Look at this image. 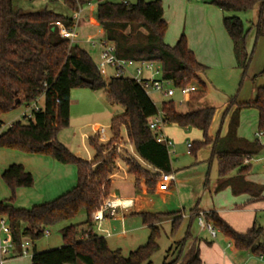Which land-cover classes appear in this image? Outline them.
Returning a JSON list of instances; mask_svg holds the SVG:
<instances>
[{
  "label": "trees",
  "instance_id": "16d2710c",
  "mask_svg": "<svg viewBox=\"0 0 264 264\" xmlns=\"http://www.w3.org/2000/svg\"><path fill=\"white\" fill-rule=\"evenodd\" d=\"M62 1L74 13L96 4V22L103 32L102 40L114 46L118 59L159 65L161 79L176 89L194 82L205 87L197 76L205 71V67L198 63L188 48L185 36L180 35L173 46L165 44L167 24L159 0H136L134 4L108 0ZM209 3L224 14V30L232 43L237 66L245 75L253 54L247 50L248 34L254 31L255 40L264 37V0H210ZM255 7L258 8L256 23H251L247 30H244L239 17L226 16L229 13H247ZM57 21L68 28L75 24L71 17L47 9L25 12L14 6V0H0V117L23 105L35 104L40 98L44 100L43 109H32L30 116L23 114V120L13 122L0 132V149L49 157L59 164L73 166L77 175L76 185L50 202L30 209L16 208L13 205L16 191L32 188L34 181L21 165L12 164L1 174L10 197L0 201V220L3 219L10 229L9 239L13 247L19 248L24 241H30L34 247L30 264H151L150 259L159 249L158 224L163 217H171V234H174L181 224L179 213L139 214L142 224L149 230V237L145 245L127 257L120 250H111L105 238L94 232L91 216L110 194L109 178L117 170V153L112 145L120 139L121 128L125 130L126 140L133 146L135 154L153 170L125 161L128 174L135 178V189L140 188L142 182L145 192L153 195L160 175L172 174L167 148L149 129V122L158 114V109L133 79H104L85 50L59 36L53 26ZM263 73L254 81L263 78ZM82 78L90 80L91 84L83 82ZM77 88L103 91L110 105H119L124 110L111 120L112 139L108 143H99L96 136L88 139V146L94 153L91 161L77 158L57 141L58 134L69 126L70 92ZM197 100L196 95L190 97V109L186 113L177 112L171 101L162 103L159 112L165 125L201 132L202 139L191 143L190 155L195 156L198 151L211 148L209 162L216 161L219 180L215 192L230 188L233 195L247 194L257 200L260 190L243 178L248 172L243 159L248 155H262L263 148L257 140L248 142L238 138L236 130L238 110L254 108L258 132H263L264 90L256 89V97L249 103L238 104L237 96L232 97L214 138L210 137L209 131L216 110L208 106L192 108L191 104ZM232 107L236 111L230 113ZM229 113L227 133L221 138L220 130ZM2 125L0 121V129ZM236 170L237 176L229 178V174ZM80 213L85 215V221L67 225L61 230L63 245L60 248L35 250V242L43 238L49 228L70 222ZM190 213L195 220L197 207ZM203 217L205 223L231 241L236 250L264 259V243H260L264 231L261 228L252 226L246 232L238 233L217 213L203 214ZM189 236L188 227L186 238ZM186 240L184 238L179 244ZM170 254L171 250H168ZM162 264H200L198 248L194 245L186 252L181 249L174 260L168 261L167 256Z\"/></svg>",
  "mask_w": 264,
  "mask_h": 264
},
{
  "label": "rangeland",
  "instance_id": "374dc122",
  "mask_svg": "<svg viewBox=\"0 0 264 264\" xmlns=\"http://www.w3.org/2000/svg\"><path fill=\"white\" fill-rule=\"evenodd\" d=\"M145 2H153L155 0H144ZM163 9V18L167 24L166 35H174L177 30H180V33H184L186 38L192 31L190 35L196 36L198 30H204L208 33L210 32L208 12L205 10H200L191 8L193 4L190 0H159ZM111 3H122L128 2L129 4H134L136 0H108ZM210 0H203L201 5H206L205 7L211 9L215 13H221L216 7L211 5ZM180 5L181 8H177ZM14 6L17 9H20L25 12H38L43 9L50 10L58 15L72 18L74 12L69 10L63 3L62 0H14ZM189 6V8H188ZM187 11V12H186ZM223 16V13H222ZM226 16H237L243 22L244 30H247L251 23H256L257 16L254 11L247 13H229ZM212 20V21H211ZM211 25L214 23V15L211 19ZM219 26L222 28V31L225 32L222 18H219ZM76 26V41L74 45L79 46L81 49L85 50L91 57L93 63L97 66L99 62L98 54L90 46V42L93 41L98 43L102 40L103 36L100 34L101 28L97 25L96 22V4H90L82 8V12L79 14L78 20L75 22ZM214 27V25H212ZM192 30V31H191ZM211 33V32H210ZM226 34V32H225ZM227 35V34H226ZM228 36V35H227ZM176 42V41H174ZM247 50L248 52L253 51L250 64L243 74V70L239 67L232 66L226 69H213L206 68L203 73H198V78L201 82L204 83L205 87L201 86L199 83L194 82L190 83L187 86H195L197 92L195 93L198 100L191 104L192 108L199 107V103H206L207 106H211L217 110L210 130V135L215 136L213 132L218 130L220 121L222 118L223 110L225 109L228 101L237 96V100L241 101H253L256 97V83L253 81V77L264 68V39L255 40L254 31L250 32L247 37ZM109 77H112L113 72L108 69ZM264 77V73H263ZM156 80H160V77L157 76ZM207 81V82H206ZM206 82V83H205ZM257 82V80H256ZM148 97L155 104L158 109V112L161 109V104L166 102H173L174 107L179 113H186L190 109L189 102L183 104H178L180 93L175 90V95L172 98H165L160 93L147 92ZM194 95V94H193ZM95 98L102 99L104 101L102 110L97 111H88L90 104ZM70 101L72 102L71 107V126L62 130L57 137V141L62 144L68 142L73 135V143L79 146L80 157H77L83 161H88V158L93 156V151L89 148L88 142L86 141V147L84 150L83 145H81L80 134L81 132L75 129L74 127L79 126L78 124H84V122L89 123V127L83 129V132L91 134V125L98 124L100 128H103L106 132V136L109 138L107 142H101V144L108 143L111 139L110 124L113 117L121 115L123 113V108L119 105H110L107 102V95L103 91L93 92L87 88H77L73 89L70 92ZM199 101V102H198ZM77 103H81L77 105ZM39 109H43L44 100L40 99L36 103ZM34 103L29 105H23L14 111L10 112L7 115H4L1 119L4 124L2 125L0 132L8 128L11 122H15L22 119V114L27 116L31 115L32 109L35 106ZM83 107V108H82ZM85 107L87 110H85ZM83 109V110H82ZM240 117V125L238 133L241 137L246 138L247 140L257 139L253 134L258 131V120L257 112L254 108H243L238 115ZM82 122V123H80ZM228 119H224L222 125V131L227 127ZM164 132L168 133L174 145L175 154H170V163L172 167L173 174L177 178V186L179 183V191L175 193L174 197L168 202H162L160 199L155 196H151L148 200L151 203L144 205L142 213H175L179 212L183 218H188L191 210L196 205L197 208L204 206L206 197L210 198L206 192L205 180L208 178L209 182H212L217 177V164L213 160L210 164L209 162V152L207 149H202L196 153V155L187 154L186 143H192L195 141H200L202 139V134L196 129H182L176 125H165ZM215 131V132H216ZM214 132V133H215ZM263 137H261L260 142L264 144V130ZM125 130L121 128L120 130V139H117L112 147H115L117 153L116 164L118 162L124 163L125 161L135 160L133 158L134 148L130 145L126 139ZM97 137V136H96ZM98 138V137H97ZM63 145V144H62ZM67 148V147H66ZM89 151V154L86 152ZM71 152V151H70ZM72 153V152H71ZM73 154V153H72ZM75 156V155H74ZM27 157L24 153H19L15 151H9L0 149V166L2 165H19L22 164L20 158ZM142 168V163L139 164ZM251 164V163H250ZM256 164L252 162V165ZM144 169V168H143ZM234 173H231L233 175ZM115 185L113 189L121 190V185L118 180H115ZM160 182L157 181L156 189ZM0 201L7 200L10 197L9 189L4 185L0 177ZM129 195V194H128ZM17 196V195H16ZM132 197H135L134 193H131ZM109 198V196L107 197ZM13 205L16 208L30 209L35 205L30 198L24 196L16 197ZM198 216V214H197ZM128 219H132L130 227H126V235L124 239L116 237V230L112 229L110 225H107V222H103L102 226L105 229H108L107 232L114 234L112 238H106L107 244L111 250H120L124 257L136 250L137 248L146 244L149 237V230L147 227L142 225L141 218L137 214H131L126 216ZM205 219V218H204ZM85 221V215L80 213L76 218L67 223L58 224L52 228L48 229V234L35 242V249L37 252L41 250H50L55 248H60L63 245L60 230L67 225H76L81 224ZM205 221V220H204ZM135 222V224H134ZM133 223V224H132ZM115 226L114 223H110ZM119 225V224H117ZM94 232L98 234L96 226L94 225ZM137 227L136 229H134ZM189 227V233L196 237L198 236L201 246L199 247L201 258L203 259H214L216 256V247L219 250H225L227 242L224 240V237L217 232L215 239H212L206 230H200L199 225L197 224V218L191 222L184 220L181 222L179 228L174 234H171V225L163 224L159 228V239L157 241L158 251L150 259L151 264H162L163 259L168 256V259L174 260L177 257V253H171L168 255V250L171 247H175L174 244L182 241L186 235V228ZM133 228V229H132ZM122 230V228H121ZM217 231V230H216ZM99 236H101L99 234ZM2 241L6 243L8 237L2 235ZM260 243H264V238L261 237ZM26 247L29 250V257L20 258L17 264H28L30 261V256L33 252V246L30 241H25ZM179 246V245H178ZM178 248V247H177ZM177 248L175 251H177ZM180 249V247H179ZM174 251V252H175ZM218 252V251H217ZM179 253V252H178ZM228 255V253L226 252ZM258 258V257H257ZM236 258L235 261H237ZM251 260V261H250ZM249 260V263L246 264H258L253 258ZM10 261V260H9Z\"/></svg>",
  "mask_w": 264,
  "mask_h": 264
},
{
  "label": "crops",
  "instance_id": "0c3cea01",
  "mask_svg": "<svg viewBox=\"0 0 264 264\" xmlns=\"http://www.w3.org/2000/svg\"><path fill=\"white\" fill-rule=\"evenodd\" d=\"M190 1L193 3L191 5V8H194V9L200 8V10H205L206 12L209 13L208 14V19H209L208 23H209V27H212L209 29L211 33L209 31L207 33L204 30H198L196 36H193V35H190L193 33V31L191 30L192 32L186 36L188 48L194 54L198 63H200L201 65H203L206 68H213V69H217V70L226 69V68H229L232 66L238 67L235 56H234L232 43H231L229 37L225 34L224 31H222V28L219 26V23H220L219 18H222V21H223L224 14L222 16V12H221L219 15V13H215L214 11H211V9L205 7L206 5H201L203 0H200V1L190 0ZM124 3H128V2H124ZM177 8H181L180 5H178ZM188 8H189V6H188ZM254 10H255V13L257 16L258 15V8L255 7L252 11H254ZM81 12H82V9H81ZM213 15H214V23L212 25H214V27L211 25V21H212L211 19H212ZM100 32H101L100 34L103 36V32L102 31H100ZM75 33H77L76 30H75ZM180 35H184V33H180V30H177L176 34H174V35L172 34V35H170V37H169V35H165V37H164L165 44H167L168 46H173L176 43L174 41H177V39L179 38ZM259 39H264V37H260ZM75 41H76V38H75ZM91 48L94 50L95 53L98 54V58H99L100 57V49L98 47H91ZM263 71H264V68L261 71H259L253 77V79L257 75L262 73ZM144 77L145 78L149 77V73H144ZM263 79H264V77H263ZM40 99H42V98H40ZM237 102H238V104H244V103H249L252 101H241V102H239L237 100ZM89 103L90 104L93 103V104L91 106H89L88 111L92 110L96 113L97 111L102 110L104 101H102V99L95 98L94 100H92V102H89ZM80 104L81 103H77V105H80ZM199 105H200L199 107L207 106L206 103H202V102H200ZM71 107H72V102L70 101L69 126H71L70 125L71 124L70 123L71 122ZM208 107H211V106H208ZM242 109L238 110L239 111L238 115L240 114V111ZM85 110H87L86 107H85ZM224 110H223V112H224ZM233 111H236L235 107H232V109L230 110V113ZM216 112H217V110H216ZM230 113L226 117L228 119V122H229ZM2 118H3V116L0 117V121L4 124V122L1 120ZM12 123L13 122H11V124ZM80 123H82V122H80ZM78 125L79 126L74 127V128L81 132L80 140H81V145H83V147H84V146H86V141L88 142L89 138L96 136V129L99 126H98V124H92L91 125V134H89L87 132L82 131L83 129H86L89 127V125H90L89 123L84 122V124H78ZM239 125H240V117L238 116V126H237V130H236L237 137L244 139L248 142H252V141L257 140L263 148V153H262V155H263L264 154V144L262 142H260L261 137H263V133L260 137H256V134L258 133V131H257L255 134H253L255 136V138H257V139L247 140L246 138L241 137L239 135V133H238ZM227 129H228V127H226L224 129V131H222V127H221V130H220V137L221 138L226 135ZM210 130H211V128H210ZM215 131H216V128H215ZM214 132H213V134L216 136L218 130L215 133ZM163 134L167 139L171 140L169 134L164 132V130H163ZM209 135H210V131H209ZM215 136L210 135L211 138H214ZM73 138H74V132H73L72 138L68 142H65L62 144L65 147H67L68 150L73 153V155H75L76 157H80V152H79L80 148L78 145L73 143V140H72ZM110 138L111 137H109V138L107 137L108 140ZM124 138L126 139V133H125ZM173 145H175V143H173ZM85 148L86 147H84V150H87ZM206 149L209 152V154H211V150H210L211 148L208 147ZM86 152L89 154V151H86ZM174 152H175V150H174ZM92 158H93V156L88 158V161H91ZM133 158H134L136 163H138V162H139V164L142 163V166H145V167H143L144 169H146L148 171H153L152 168L149 167L147 164H145L135 153H133ZM209 158H210V156H209ZM20 159L22 161V164H19V165H21L26 172L31 174L33 181H34V185L30 189H18L16 191V195H17L16 197L17 198H18V196L28 197L31 199V201L33 203H35V205H39V204L47 203V202H50V201L56 199L60 195L71 190L76 185L77 175H76V169L73 166L62 165V164L55 162L54 160H52L49 157H43V156L27 155V157H22ZM255 163L256 164H254V165H252V163L248 165V172L243 176V178H244L245 182L253 184L254 186H256L260 190V193L258 195L259 197L257 200L253 199V197H251L247 194L233 195L230 188H224L223 190H221L219 192H215V189H216L218 182H219L218 173H217L216 179L213 180L212 182H209L208 178H206V180H205V184H206V181L208 183L205 186L206 192L203 194H204V196H205V194H208V196L210 198L206 197V201H205L204 206H202L201 208H199V207L197 208L198 214L199 213L208 214V213H212V212L217 213L222 220H224L233 230H235L238 233H244L247 230H249L250 228H252V226L259 227L264 231V159L259 161V162H255ZM7 165L5 164V165L0 166V177H1V174L10 166V165L9 166H7ZM116 166H117V170L109 178L110 183H111L109 197L110 198L116 197V198L132 199L134 202V207L132 209H130L127 213H125L123 215L122 219L119 217L117 219H107L104 222H107L108 226L110 225V227L112 229L116 230L115 234H116L117 238L124 239L123 237L126 235V227L127 226L130 227L131 221H132V219H128L126 216L131 215V214H137V215L141 214L143 209H144V205L151 203L150 200H148L151 196H155L156 198L160 199L162 202L170 201V199L172 197H174L175 193H178L180 186H179V183L177 186L178 181H177V178L173 174V171H172L171 175H173L174 181L170 184L168 190L159 191L158 189H156L153 195H149L145 192V189L142 186V182L140 183V188H138V189L134 188L135 178L132 175L128 174L127 167L125 166L124 163L118 162L116 164ZM232 173H234V174L231 175V173H230L228 176L229 178L237 176V170L233 171ZM115 180H118V182H120L119 184L121 185V190L113 189L115 182H116ZM0 190H2L1 186H0ZM131 193H134L135 197L130 196ZM195 207H197V206L195 205L194 208ZM173 213H170V214H173ZM175 213H179V212H175ZM152 214L168 215L167 213H152ZM179 216L181 217V222L183 221V219L188 220L189 222L193 221L192 220L193 216L191 213H190L188 218H183V216L180 213H179ZM171 222H172L171 217H163L161 222L158 224V226L160 228V226H162L163 224H170L171 225ZM110 223H114L115 226L110 224ZM117 224H119V225H117ZM134 224H135V222H134ZM121 228H122V230H121ZM136 228L137 227H135L134 229H136ZM103 229L106 231L108 230V229H105L104 227H103ZM61 230H60V233H61ZM200 230L203 231L206 229L200 228ZM186 231H187V228H186ZM111 233H110L111 236L109 238H112L114 235ZM5 236H7V235H5ZM7 237L9 239V236H7ZM185 239H187V240L183 244H179L181 242L180 241V242H178V244L177 243L174 244L175 247L169 248V250H171V253H175V254L177 253L178 254L179 250H181V249L184 252H186L189 250V248L196 245L198 248V251H199L200 264H246V263H249V260L251 258H253V260L258 262V264H264V259L257 258L255 256L251 255L249 252H240V251L236 250L233 243L231 241L227 240L226 238H224V240L228 244H227L225 250H219L216 247V252H215L216 256L214 259H211V260L203 259V258H201V253L199 250L201 243H200L198 236L193 237L190 234V236L186 238V235H185ZM260 240H261V238H260ZM23 244L25 245V249L29 253V250L26 247L25 241L23 242ZM179 247H180V249H179ZM176 248H177V251H175ZM41 251H44V250H41ZM21 252H22L21 247H19V248L14 247L12 249L10 255L8 257H6V263L5 264H17L19 261H16V260H19L20 258H24V256H21ZM226 252L228 253V255L226 254ZM26 257H29V256H25V258ZM236 258H238L237 261H235ZM168 261H170V260L168 259ZM28 264H30V261Z\"/></svg>",
  "mask_w": 264,
  "mask_h": 264
},
{
  "label": "built area",
  "instance_id": "2783aa9c",
  "mask_svg": "<svg viewBox=\"0 0 264 264\" xmlns=\"http://www.w3.org/2000/svg\"><path fill=\"white\" fill-rule=\"evenodd\" d=\"M200 1V0H194ZM79 12L73 14L72 19L74 23L78 20ZM59 36L63 39L69 40L70 43H74L76 38L75 29L76 26L68 28L64 23L57 21L53 23ZM91 47H98L100 49L99 62L97 64V69L104 79H110L108 75V69L113 72L112 77H126L136 81L146 92L160 93L165 98H172L175 95V90L180 93V99L178 104H183L187 102L190 97L197 92L195 86H186L184 88L176 89L171 83L161 79V68L159 65L154 63H139L132 60L118 59L115 55V48L113 45L106 43L104 40H100L98 43L93 41L90 42ZM144 73H149V77L145 78ZM156 76H160V80H156ZM37 110L38 107L34 106ZM26 115V114H24ZM165 127L164 117L158 112L149 122V129L156 133L157 139L164 143L167 148L168 154H174L173 142L167 139L163 134V129ZM261 132L256 134V137H260ZM96 136L101 142H107L106 132L103 128L98 127L96 129ZM191 143H186L187 154H190ZM264 159L263 155L258 156H245L243 159V165L247 166L252 162H259ZM174 181L173 175L161 174L159 178L160 185L158 186L159 191L168 190L170 184ZM134 207V202L132 199L126 198H106L104 199L99 208L92 214L91 221L93 225L96 226L98 235L100 234L104 238H109L111 235L109 232L103 229L102 223L107 219H117L123 218V215L127 213L130 209ZM197 224L201 229H206L209 236L215 239L217 232L211 225L206 224L204 221L203 213H199L197 216ZM10 229L6 225L3 219L0 220V264L6 263V257H8L14 248L10 239L6 243L2 241V235L9 236ZM48 234L46 231L45 236ZM22 252L21 256H29L28 251L25 249V245L22 243L20 245ZM262 259V258H260Z\"/></svg>",
  "mask_w": 264,
  "mask_h": 264
},
{
  "label": "water",
  "instance_id": "95a60500",
  "mask_svg": "<svg viewBox=\"0 0 264 264\" xmlns=\"http://www.w3.org/2000/svg\"><path fill=\"white\" fill-rule=\"evenodd\" d=\"M82 81L87 83V84H91L90 80L82 78ZM256 89H263L264 90V79L263 78H260V79L257 80Z\"/></svg>",
  "mask_w": 264,
  "mask_h": 264
}]
</instances>
